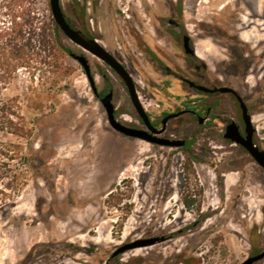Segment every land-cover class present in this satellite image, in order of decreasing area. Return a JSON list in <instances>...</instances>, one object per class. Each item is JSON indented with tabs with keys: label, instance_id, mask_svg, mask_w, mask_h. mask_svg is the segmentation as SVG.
Returning <instances> with one entry per match:
<instances>
[{
	"label": "rangeland",
	"instance_id": "1",
	"mask_svg": "<svg viewBox=\"0 0 264 264\" xmlns=\"http://www.w3.org/2000/svg\"><path fill=\"white\" fill-rule=\"evenodd\" d=\"M145 1L60 3L71 26L125 66L154 122L213 101L165 70L192 78L179 43L180 32L190 34L206 81L238 93L264 150V0ZM24 2L23 18L54 22L48 0ZM57 36L85 55L97 94L68 50L52 59L55 48L0 89V264H239L262 250L264 171L221 135L237 121V104H211L216 118L202 124L189 114L169 120L160 136L185 140L181 147L124 136L100 102L111 90L115 117L141 126L124 84ZM155 236L168 241L111 256L123 243Z\"/></svg>",
	"mask_w": 264,
	"mask_h": 264
},
{
	"label": "water",
	"instance_id": "2",
	"mask_svg": "<svg viewBox=\"0 0 264 264\" xmlns=\"http://www.w3.org/2000/svg\"><path fill=\"white\" fill-rule=\"evenodd\" d=\"M48 5L54 23L57 25L58 29L64 34V36L70 42L79 46L82 50L90 53L97 59L101 60L119 77V79L124 84L127 90L131 104L133 105L141 121L144 123L145 128L143 129V128H137V127L125 125L115 117L111 90L107 91L105 94H103L100 97V102L105 110L106 118L109 126L113 130L124 136L142 139L153 144L168 146V147L183 146L185 143V140L183 139H169L160 136V134L165 130L167 120L171 117L177 116L178 114L182 113V111L165 115L161 119V126L159 128L153 126L145 109L143 108L139 100L135 83L131 75L125 68V66L121 62H119L110 52H108L101 44H99V42L95 37L88 36L84 34L81 30L71 26V24L67 21L64 15L60 0H48ZM184 48L186 53L193 52V50L187 45L186 36L184 38ZM68 54L73 58H75L78 61V63L81 65L82 69L84 70L85 76L90 83L91 89L95 94H97L95 91L93 78L90 73V66L85 55L76 54L74 52H71L70 50H68ZM184 80L187 81L189 85L191 86L194 85L197 89L201 91L212 92L217 90L222 93L232 92L236 95L237 100L239 102V108L241 110V117L244 123L245 135H242L239 132L238 127L234 121H230L225 125V131L223 133V137L228 139L232 143L241 145L245 149V151L251 156V158L264 170V150L259 149V147L252 141V134L254 128L251 122V115L247 111V106L245 105L241 97L231 87L228 86H220L218 88H207L202 85H195L194 82L191 80L188 79H184ZM201 119L202 118H200L199 120L201 121ZM161 240H163V237L155 236L148 238H138L130 242L121 244L111 253V256L114 257L127 250L151 245ZM262 258H264V248L255 254L247 256L239 264H253L254 262Z\"/></svg>",
	"mask_w": 264,
	"mask_h": 264
},
{
	"label": "trees",
	"instance_id": "3",
	"mask_svg": "<svg viewBox=\"0 0 264 264\" xmlns=\"http://www.w3.org/2000/svg\"><path fill=\"white\" fill-rule=\"evenodd\" d=\"M24 1L0 0V89L15 77L19 67L31 68L37 58L44 56L45 50L55 48L51 57L57 61L66 49L57 36L59 29L54 22L47 26L38 20L35 22L33 19L23 18L27 14ZM209 103L216 104L219 101ZM206 106L203 103L201 107ZM186 155L187 161L192 159L191 155ZM183 202L189 206L191 200L184 197Z\"/></svg>",
	"mask_w": 264,
	"mask_h": 264
},
{
	"label": "flooded vegetation",
	"instance_id": "4",
	"mask_svg": "<svg viewBox=\"0 0 264 264\" xmlns=\"http://www.w3.org/2000/svg\"><path fill=\"white\" fill-rule=\"evenodd\" d=\"M151 1V4H149V7L150 6H153V5H159L161 3V0H150ZM144 3L146 5H148V3L144 0ZM143 2H142V5H145ZM247 34L245 32H241L240 36L241 37H245ZM185 36L187 37V45L193 50V52L191 53H186L185 52V48H184V38ZM179 43H180V47H181V50L182 52L184 53V55L190 60V62L188 63V68L191 70L190 72V77H187L185 75H182L178 72H174V71H170L168 70L167 68L165 69L167 72H170L174 77H176L180 82H182L184 85H186L188 88L194 90V91H197L199 93H204L208 96H212L213 97V101H220V100H227V104L226 105H223V107H228L230 105V103L232 102V104H237L238 106V110H239V115L237 117V121L235 122L237 127H238V130L239 132L242 134V135H245L244 133V123H243V120H242V117H241V110L239 108V102L237 100V97L234 93L232 92H225V93H222V92H219L217 90L215 91H212V92H205V91H201L199 89H197L194 85H189L187 81H185L184 79H188V80H191L194 82L195 85H202V86H205L207 88H218L220 86H228V85H225V84H215L213 82H207L206 81V78H205V74L203 73L204 71V64L202 62H197L196 60H193V57L195 55V48L193 46L194 44V41L192 40L191 38V35L190 34H187L185 32H180V37H179ZM230 87V86H228ZM232 88V87H231ZM233 89V88H232ZM234 90V89H233ZM235 91V90H234ZM236 92V91H235ZM237 93V92H236ZM238 94V93H237ZM103 95V94H102ZM222 106V105H221ZM247 106V105H246ZM211 105H208L206 106L205 108H202L201 106H197L196 103H193L191 104L190 106H187L183 109H178L176 111H173V112H170V113H175V112H179V111H182V113L178 114L177 116L175 117H171L167 120V122L173 118H177L178 116L180 115H183V114H189L193 117V119H195L199 124H202V123H205L206 121L208 120H211L212 118H216V117H213V114L211 112ZM247 111L249 112V109L247 107ZM170 113H163V116L160 118L159 122H154V121H151V124L153 126H155L156 128H159L161 126V119L167 115V114H170ZM250 114V112H249ZM251 115V114H250ZM200 118L201 121L199 120ZM231 121V120H230ZM229 121V122H230ZM142 122V121H141ZM166 122V123H167ZM229 122H226L223 127H222V137H223V133L225 131V125ZM132 127H137V128H145V125L144 123L142 122V125L141 126H132ZM162 134V133H161ZM160 134V135H161ZM252 141L259 147V149H262L261 146L259 145L257 139H256V136H255V131L253 130V134H252ZM232 143V142H231ZM184 145H186V141L184 143ZM183 145V146H184ZM240 150H243V152L247 155H249L245 149L239 145V144H235ZM249 157L251 158V156L249 155ZM260 167V166H259ZM261 168V167H260ZM262 169V168H261ZM263 170V169H262ZM264 171V170H263ZM212 180L209 179V185H210V191H209V194L211 195V203H212V208L215 209L216 205L215 203L213 202V198L212 196H214V188L211 184ZM228 227L230 228L231 226L228 225ZM164 239L162 240L163 243H166L168 241V238H165L163 237ZM142 249L143 248H147L145 246L141 247Z\"/></svg>",
	"mask_w": 264,
	"mask_h": 264
}]
</instances>
